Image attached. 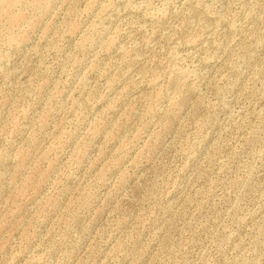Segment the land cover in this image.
Listing matches in <instances>:
<instances>
[{
  "label": "rangeland",
  "instance_id": "obj_1",
  "mask_svg": "<svg viewBox=\"0 0 264 264\" xmlns=\"http://www.w3.org/2000/svg\"><path fill=\"white\" fill-rule=\"evenodd\" d=\"M0 264H264V0H0Z\"/></svg>",
  "mask_w": 264,
  "mask_h": 264
}]
</instances>
